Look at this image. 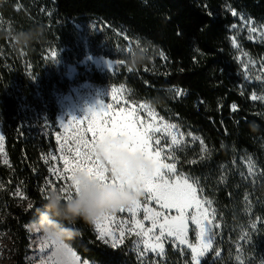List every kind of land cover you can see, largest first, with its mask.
Returning <instances> with one entry per match:
<instances>
[{"label":"trees","instance_id":"trees-1","mask_svg":"<svg viewBox=\"0 0 264 264\" xmlns=\"http://www.w3.org/2000/svg\"><path fill=\"white\" fill-rule=\"evenodd\" d=\"M232 10L264 24V0H0V122L8 159L0 160V231L11 237L14 264H27L29 221L49 193L45 155L55 142L47 129L58 111L52 86L70 85L44 64V55L71 48L84 20L98 28L90 32L93 42L115 37L128 49L112 55L119 63L114 74L95 70L89 80L128 85L132 95L197 134L207 148L186 145L176 160L215 207L219 227L202 264H264V103L250 98L236 63L229 39ZM29 29L36 37L17 48L13 34ZM128 40L140 41L148 53L142 63L132 62L138 51H129ZM243 46L256 58L264 55V44ZM243 161H253L261 174L255 193L240 189L232 173L221 176L222 169ZM75 228V238L65 243L81 258L144 264L126 245H105L93 224L79 221ZM190 262L188 249L168 245L151 264Z\"/></svg>","mask_w":264,"mask_h":264},{"label":"rangeland","instance_id":"rangeland-1","mask_svg":"<svg viewBox=\"0 0 264 264\" xmlns=\"http://www.w3.org/2000/svg\"><path fill=\"white\" fill-rule=\"evenodd\" d=\"M233 13H235V15ZM232 14L235 18V23L229 27V39L231 46L234 49V55L237 61L236 63H238L241 75L244 81L247 83V87L250 89V98L253 94H256L257 97H260L261 95H264V55L260 58L254 57L244 48L243 41L264 44V24L255 21L245 12H236L232 10ZM86 22H88V20L80 22L83 26L79 29L77 41L74 43V45L71 44V48L63 46L60 51H53L51 54L48 51L47 54L44 55V64L49 66L51 69L52 67H55L53 69L60 73V78L68 79L70 82V85L66 89L59 87L57 83L52 86V95L56 99L58 111L56 115V124L54 126L50 125V127L47 129V131H50L53 134V139L55 142L54 147L51 148L49 153L45 155V161H47L46 163L48 165V170L51 168L54 171L58 170L59 172H63V161L61 156L67 155V148L71 145V137L73 136L74 132L77 129L81 131L86 129L90 119L100 118L96 114H93L91 117L88 115V110L92 108L98 109V112H103L105 109H107L110 115L118 112L121 108H123L126 112L135 108L136 116L134 118H138L140 121H143L145 126L148 123H153L154 127H162V123L164 122L177 125V128L170 129L169 131L171 134L177 135L178 139H181L180 134H183L182 144L180 146L181 148L185 147L186 145L192 147L196 142L201 145V139L197 134L188 131V129H184L183 126L172 119L171 116L169 117L160 114L149 101L137 98L135 95H132V90L128 87V85L98 84L89 80V74L95 70L101 73L114 74L119 68V63L112 57L122 53V51L127 52L128 49L127 47H124L123 44H120L119 40L115 37L111 39L101 37L93 42L90 37V32L94 31L95 29L98 30V28L96 26H90V24H85ZM92 22L94 21L89 23ZM253 28L256 30L251 31L250 29ZM96 33H98V31ZM128 48L131 49L133 53L144 50L140 41L138 42V40H128ZM97 51L110 56L105 57L103 55H98L96 54ZM78 59H80V61H77ZM113 89L115 90V93H113ZM113 95L116 96V99H113ZM253 101L264 103V99L260 98H257ZM142 104L146 107L141 108L140 105ZM148 110L155 112L157 117L155 121H153L152 118L148 116ZM161 117L163 118V122L160 120ZM72 118L80 119L82 123L73 121ZM188 133H191V135H188ZM0 135L3 136V140L0 141V160L3 163H7L8 159L5 150V139L1 128V122ZM156 139H160L161 141L159 147L162 149L161 159L163 162L176 163V174L168 173V178L174 181L176 176L180 174H183L184 177H193L181 171L178 168L177 161L175 159H169L170 151H175L177 147L171 145V136L164 133L163 131L160 133H154L152 139L154 148L157 147L155 144ZM65 141H67V143H65ZM62 145L64 146L63 149L61 147ZM52 157H55V159ZM250 168L252 169L251 172ZM257 170L258 169L254 165L253 161H243L242 163L233 164L228 170L222 169L221 176L225 178L226 173H232V176L234 175L238 177L237 181L239 182L240 189H244V187H251L252 191L255 193L260 185L259 179L261 176ZM49 180L53 182L55 190H59V192L60 188L66 183L64 180H57L56 175L50 171L48 181ZM189 182H191V180ZM200 186V184L196 185L197 197L201 200L207 199L211 201L210 206L206 204L204 207L208 208L210 218L212 215L215 216L213 225H216L217 221L213 201L204 196V191H200V189H202ZM50 191H52V188L48 185V192ZM70 191V188L66 189V192ZM244 193L247 192L245 191ZM62 194L64 196L66 195V193ZM146 197L147 193H145V195L140 199L141 207L136 211L134 217L127 211L123 213L116 211L114 213L115 219L111 222L105 221L103 226L106 231L114 233L118 239L120 238V232L123 231V243L119 246H128L134 255H136L137 258L142 261V263L151 264L158 257V255L153 253L150 249L145 252L146 246L143 241L147 240L148 238L144 236L138 237L135 233L139 231V229L133 228L135 220H139L145 230L152 228V221L144 219V206ZM251 204L254 205L255 201ZM248 206L250 207V205ZM147 207L153 209V211L161 213V217L159 218L160 223L163 222L165 217L171 219L172 217L178 215V212L175 208H165L163 207L162 202H157L156 200L148 199ZM194 211V209H189L186 212L188 228L186 239L189 243L198 247L200 243L197 237L198 229H196V226L190 219ZM28 230L30 235V245L28 248L29 253L26 259L27 264H54L55 258L51 257V249L46 246V237L37 234L30 226L28 227ZM159 231L160 229L158 226L153 229V233L155 235H158ZM213 231L215 232V228H213ZM150 235L153 234L150 233ZM214 239L215 236L213 238V247ZM161 242L164 245V251L168 245H171L174 248H186L191 253V250L187 245L180 244L179 241L175 239V237H167V234H165V237L162 238ZM63 243L69 247L67 243ZM151 243H155L154 236ZM108 246L111 247L110 243ZM41 248L44 249V255H41L39 252ZM69 248L79 258L78 264H84L85 261H87V264H100L81 258L71 247ZM11 250L10 235L6 231H0V264H14ZM212 251L213 248L208 253H206L204 258H201V264L207 258L208 254L212 253ZM141 253H143V255H141Z\"/></svg>","mask_w":264,"mask_h":264},{"label":"snow or ice","instance_id":"snow-or-ice-1","mask_svg":"<svg viewBox=\"0 0 264 264\" xmlns=\"http://www.w3.org/2000/svg\"><path fill=\"white\" fill-rule=\"evenodd\" d=\"M235 15V13H233ZM211 15V13H210ZM255 31L256 29H250ZM131 51V49H129ZM54 55V54H53ZM163 56V53H161ZM115 93V90H112ZM179 90H177V95H179ZM253 100L257 98L264 99V95L257 97L253 94L251 97ZM113 99L116 96L113 95ZM141 108H145V105H140ZM233 110H236V106H233ZM93 114L98 115L99 119H90L89 123L83 131L77 129L73 136L71 137V145L67 148V155L61 156L63 161V172L54 171L49 169L56 175L57 180L66 181L65 185L60 188L61 193H66L65 198H70L74 194L79 192L78 185L74 182V174L78 171L87 172L90 178L99 181L101 184H112L121 185L127 183L130 177L127 171L121 173L119 176L113 175L110 172L109 162L101 160L94 152V146L98 142H103L105 139L116 140L118 138H124V143L119 145L126 149L127 151L135 154L140 153L145 159L150 161L151 170L145 173L143 170L138 174V179L142 183L145 193H147L146 202L144 206V219L152 221V228L145 230L139 220L134 221L133 228L139 229L135 234L139 236L147 237L148 239L143 241L145 244V252L151 250L158 256L164 254V245L161 242L162 238L165 237H175L180 244L187 245L191 250V262L190 264H201V258H204L206 253H208L213 248V238L215 232L213 228H218L219 224L213 225V220L215 216L212 215L210 218V213L208 208L204 205H211V201L204 199L201 200L197 197V187L199 185V180L195 177H184L183 174L177 175L176 179L170 180L167 176L168 173L176 174L177 168L176 163H164L161 159L162 149L159 147L161 144L160 139L155 140L157 147H153L152 139L154 133L164 132L171 136V145L177 146L175 151H170L169 159H175L178 161L176 153L182 151V136L181 139L177 138V135L171 134L170 129H175L178 126L175 124L162 123L161 126H155L153 123H148L146 126L143 121H140L136 116V109L133 108L130 111H125L123 108L119 109L118 112L114 114H109L108 110L105 109L103 112H98V109L92 108L88 110V115L91 117ZM148 116L152 118L153 121L156 120V114L152 110H148ZM73 121L82 123L80 119L72 118ZM160 120L163 122V118ZM90 134V136H89ZM191 135V133H188ZM3 140V136L0 135V141ZM67 143V141H65ZM201 143V151L206 152L207 148L204 145L203 140ZM63 149V145L61 146ZM110 147H116V145H111ZM55 159V157H52ZM204 157H201L203 160ZM47 162V161H46ZM189 163H196V161H189ZM166 170V171H165ZM252 169L250 168V172ZM191 180V182H189ZM46 184L55 191V186L51 180L46 181ZM70 188V192H66V189ZM44 191V189H42ZM203 191V189H200ZM152 199L157 202H162L165 208H175L178 212L177 216L168 219L164 218L163 222L160 223L161 213L153 211V209L147 207V200ZM247 199V198H246ZM141 202L137 200L127 206H122L117 208L115 211L106 213L98 218L93 225L95 226V231L98 233V239L103 241L105 245L110 243L112 248H117L123 243V231L120 232V238L109 231L104 229V222H111L115 219L114 213L119 211L121 213L127 211L134 217L136 211L140 209ZM189 209H194V213L191 215L190 219L192 223L198 229L197 237L200 241L199 246H195L188 242L186 239V234L188 232L187 228V217L186 212ZM159 227L160 231L158 235L153 233V229ZM255 228V224H253ZM152 233L153 235H150ZM154 240L155 243H151ZM46 246L51 249V257H54V264H78L79 258L74 252L63 242L52 240L46 237ZM41 255H44V249L39 250ZM143 255V253H141ZM216 256H219V251H216ZM87 264V261L84 262Z\"/></svg>","mask_w":264,"mask_h":264},{"label":"clouds","instance_id":"clouds-1","mask_svg":"<svg viewBox=\"0 0 264 264\" xmlns=\"http://www.w3.org/2000/svg\"><path fill=\"white\" fill-rule=\"evenodd\" d=\"M36 37L34 30L19 31L12 38L17 48L27 47ZM146 51H138L131 58L135 64L147 59ZM124 138L112 140L105 139L94 146L95 154L103 161L109 162L110 172L119 176L127 171L129 181L123 186L101 184L90 178L87 172L78 171L74 174V182L79 192L70 198L59 192L50 191L43 199V208L36 210V216L29 221V226L44 237L65 242L75 238L78 229L75 225L79 221L93 224L102 215L115 211L117 208L127 206L140 200L145 191L139 181L138 174L143 170L148 173L151 163L140 153H131L119 147ZM116 145V147H110Z\"/></svg>","mask_w":264,"mask_h":264}]
</instances>
